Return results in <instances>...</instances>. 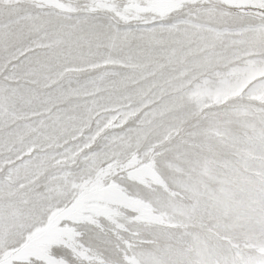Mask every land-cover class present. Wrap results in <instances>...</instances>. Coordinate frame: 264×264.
<instances>
[{"label": "snow or ice", "instance_id": "obj_1", "mask_svg": "<svg viewBox=\"0 0 264 264\" xmlns=\"http://www.w3.org/2000/svg\"><path fill=\"white\" fill-rule=\"evenodd\" d=\"M0 264H264V0H0Z\"/></svg>", "mask_w": 264, "mask_h": 264}]
</instances>
